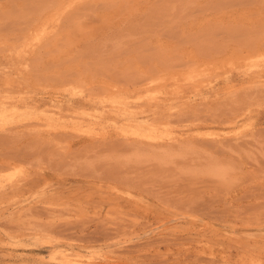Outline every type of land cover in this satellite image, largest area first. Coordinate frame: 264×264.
<instances>
[{"label":"rangeland","instance_id":"374dc122","mask_svg":"<svg viewBox=\"0 0 264 264\" xmlns=\"http://www.w3.org/2000/svg\"><path fill=\"white\" fill-rule=\"evenodd\" d=\"M84 259L264 264V0H0V264Z\"/></svg>","mask_w":264,"mask_h":264},{"label":"bare ground","instance_id":"6f19581e","mask_svg":"<svg viewBox=\"0 0 264 264\" xmlns=\"http://www.w3.org/2000/svg\"><path fill=\"white\" fill-rule=\"evenodd\" d=\"M243 42H244V41H243ZM25 69H26V68H25ZM136 132H137V131H136ZM150 132H151V131H150ZM150 132H140V134H142V135H144V136H149V135L151 136V133H150ZM163 152H164V151H163ZM165 152H166V151H165ZM163 154H164V153H163ZM157 156H158V155H157ZM223 172H224V171H223ZM218 173H219V172H218ZM61 254H62V253H61ZM63 254H64V253H63ZM63 254H62V255H63ZM62 255H61V256H62ZM67 256L69 257V255H65V260H66V259L68 260V258H66ZM72 256H73V255H72ZM72 256H70L69 258H71ZM74 256H75V255H74ZM74 256H73V257H74ZM62 257H63V256H62ZM63 258H64V257H63ZM67 260H66V261H67ZM68 261H70V259H69ZM71 261H73V260H71ZM75 262H77V261H75ZM78 262H79V261H78ZM78 262H77V263H78ZM72 263H73V262H72ZM77 263H76V264H77ZM73 264H74V263H73ZM79 264H92V262H91L90 260H86V261H85V259H84V261H83V262H79ZM95 264H96V263H95Z\"/></svg>","mask_w":264,"mask_h":264}]
</instances>
